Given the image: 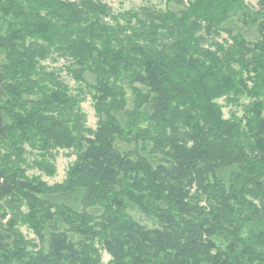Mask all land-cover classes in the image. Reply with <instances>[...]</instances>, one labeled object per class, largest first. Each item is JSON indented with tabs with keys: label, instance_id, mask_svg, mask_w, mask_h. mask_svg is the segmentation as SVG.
<instances>
[{
	"label": "trees",
	"instance_id": "1",
	"mask_svg": "<svg viewBox=\"0 0 264 264\" xmlns=\"http://www.w3.org/2000/svg\"><path fill=\"white\" fill-rule=\"evenodd\" d=\"M171 1L0 0V264H264V0Z\"/></svg>",
	"mask_w": 264,
	"mask_h": 264
},
{
	"label": "rangeland",
	"instance_id": "2",
	"mask_svg": "<svg viewBox=\"0 0 264 264\" xmlns=\"http://www.w3.org/2000/svg\"><path fill=\"white\" fill-rule=\"evenodd\" d=\"M106 2L112 10V13L115 17L132 19L131 14H142L145 10L148 9H161L166 10L170 6L176 7L177 4L171 0H103ZM246 4L254 7L255 9L259 8L258 0H244ZM187 2V0L185 1ZM189 2V0H188ZM134 17V16H133ZM135 22V20H133ZM125 23V22H122ZM223 37H227V34H223ZM49 67L61 68L64 67L66 62L63 59L58 60L57 62L49 60L48 63ZM62 77L64 80L69 84V86L76 91L75 89L79 86V83L75 81V79L69 75L66 71L62 72ZM88 92V91H86ZM244 100V99H243ZM219 103L223 106V112L225 117H230L233 112H237L240 115L243 114V110L241 108H237L235 105L231 104L228 99L222 98L219 100ZM81 109L86 115L87 124L91 128H96L98 124V118L96 116L95 108H94V101L92 96L87 93L84 96L83 101L81 102ZM28 162L30 163V168L28 173L33 176H39L43 180H45L50 185L55 183H61L67 177V173L70 169V166L75 162L76 155L72 154L71 151L67 149H58L55 153V158L53 163L56 166L55 173L47 174L40 168L36 167L33 164L34 160H39L37 155H29ZM22 231L26 236L29 238H35V234L32 230L27 228L26 226H22ZM111 259V256L104 251L103 260L104 262H108Z\"/></svg>",
	"mask_w": 264,
	"mask_h": 264
}]
</instances>
